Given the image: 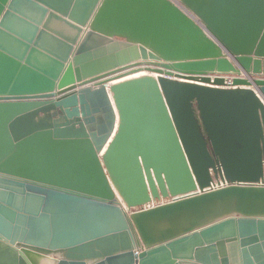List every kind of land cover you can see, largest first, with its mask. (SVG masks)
I'll use <instances>...</instances> for the list:
<instances>
[{
	"label": "water",
	"instance_id": "1",
	"mask_svg": "<svg viewBox=\"0 0 264 264\" xmlns=\"http://www.w3.org/2000/svg\"><path fill=\"white\" fill-rule=\"evenodd\" d=\"M263 178L264 0H0V264H264Z\"/></svg>",
	"mask_w": 264,
	"mask_h": 264
},
{
	"label": "built area",
	"instance_id": "2",
	"mask_svg": "<svg viewBox=\"0 0 264 264\" xmlns=\"http://www.w3.org/2000/svg\"><path fill=\"white\" fill-rule=\"evenodd\" d=\"M226 184V182H223V181H221L220 179H214L213 180V182L211 183V186H210V188L212 189H214V188H218V187H221V186H223V185H225ZM259 184H261V185H264V178L262 179V180H260L259 181ZM164 201V200H163ZM157 203H159V202H152V204H147V205H143V206H140V207H137V208H134V209H142V208H146V207H150V206H152V205H155V204H157Z\"/></svg>",
	"mask_w": 264,
	"mask_h": 264
},
{
	"label": "bare ground",
	"instance_id": "3",
	"mask_svg": "<svg viewBox=\"0 0 264 264\" xmlns=\"http://www.w3.org/2000/svg\"><path fill=\"white\" fill-rule=\"evenodd\" d=\"M135 75H139V74H135Z\"/></svg>",
	"mask_w": 264,
	"mask_h": 264
}]
</instances>
